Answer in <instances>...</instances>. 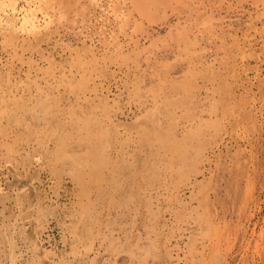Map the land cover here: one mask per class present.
<instances>
[{
    "label": "rangeland",
    "instance_id": "obj_1",
    "mask_svg": "<svg viewBox=\"0 0 264 264\" xmlns=\"http://www.w3.org/2000/svg\"><path fill=\"white\" fill-rule=\"evenodd\" d=\"M144 1L0 0V264H264V0Z\"/></svg>",
    "mask_w": 264,
    "mask_h": 264
},
{
    "label": "bare ground",
    "instance_id": "obj_2",
    "mask_svg": "<svg viewBox=\"0 0 264 264\" xmlns=\"http://www.w3.org/2000/svg\"><path fill=\"white\" fill-rule=\"evenodd\" d=\"M135 1L138 3L137 5H139V4L142 5L141 3H142L144 0H143V1L141 0L142 2L139 1L140 3H139L137 0H135ZM146 1H148V0H146ZM150 1H151V0H149L148 2H150ZM155 1H156V0H155ZM164 1H166V0H164ZM144 2H145V1H144ZM144 2H143V3H144ZM156 2H157V1H156ZM145 3L147 4V2H145ZM159 3H161V2H159ZM166 3H167V2H166ZM152 4L154 5V2H153ZM135 5H136V4H135ZM137 5H136V7H137ZM140 5H139V6H140ZM145 6H146V5H145ZM157 6H158V4H157ZM140 7H142V6H140ZM147 7H148V4H147ZM137 8H138V7H137ZM143 8H144V7H143ZM153 8H154V7H153ZM144 9H145V8H144ZM136 10H137V9H136ZM143 11H144V10H143ZM147 11H148V9H147ZM144 13H145V12H144ZM148 13H149V12H148ZM139 15H140V14H139ZM144 15H146V13H145ZM145 19H146V18H145ZM32 25H33V24H32Z\"/></svg>",
    "mask_w": 264,
    "mask_h": 264
}]
</instances>
